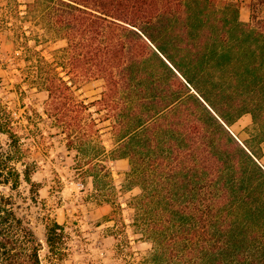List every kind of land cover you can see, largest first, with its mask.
Returning a JSON list of instances; mask_svg holds the SVG:
<instances>
[{
	"label": "trees",
	"instance_id": "obj_1",
	"mask_svg": "<svg viewBox=\"0 0 264 264\" xmlns=\"http://www.w3.org/2000/svg\"><path fill=\"white\" fill-rule=\"evenodd\" d=\"M241 5L32 0L24 15L15 9L19 21L66 46L46 60L35 50L38 37L17 26L22 52L13 54L8 84L25 115L16 117L0 93V264H60L65 254L63 227L32 217L36 193H18L21 182L33 187L34 169L21 143L34 124L23 85L46 93L43 112L68 148L94 144L90 162L105 154L90 108L111 121L108 156L128 161L127 184L140 191L128 203L130 227L150 244L136 264H264V0H249L246 22ZM93 80L103 91L84 104L72 85ZM245 115L255 135L243 141L232 128ZM99 167L97 178H108ZM32 220L44 225V246Z\"/></svg>",
	"mask_w": 264,
	"mask_h": 264
},
{
	"label": "rangeland",
	"instance_id": "obj_2",
	"mask_svg": "<svg viewBox=\"0 0 264 264\" xmlns=\"http://www.w3.org/2000/svg\"><path fill=\"white\" fill-rule=\"evenodd\" d=\"M30 2L32 0H0V20L8 25L0 28V93L10 106L17 108L16 117L23 114L22 101L11 90L8 81H15L12 73L16 71L11 64L13 54L22 52L23 38L17 35L24 31L29 37H38L35 50L49 61L55 51L66 46L64 40L45 33L40 26L18 20L15 9L22 16ZM248 3L249 0H242V4ZM30 39L28 45L33 46V38ZM22 88L25 90L23 102L34 111L31 112L34 124L29 138L23 137L21 143L30 149L29 159L34 162V169L30 174L33 187L21 182L18 193L23 197L36 193L37 204L31 205L32 217L48 216L63 227L65 254L60 264H136L149 251L150 244L139 240L130 227L132 210L128 203L140 191L127 184L128 161L111 160L108 156L113 149L111 121L103 118L104 112L98 114L95 107L90 108L98 130L96 139L105 150L104 156L90 162L89 156L97 152L94 144L80 147L79 152L68 148L65 136L51 125L43 112L46 93L26 85ZM72 89L79 101L89 104L100 98L103 84L100 80L77 82ZM232 131L243 141L255 135L250 116H243ZM250 145L258 152L256 142ZM99 164L107 169L108 178H97ZM112 219L124 223V233L121 224ZM32 223L36 237L44 246V225L39 220H32ZM40 255L45 262V248Z\"/></svg>",
	"mask_w": 264,
	"mask_h": 264
},
{
	"label": "crops",
	"instance_id": "obj_3",
	"mask_svg": "<svg viewBox=\"0 0 264 264\" xmlns=\"http://www.w3.org/2000/svg\"><path fill=\"white\" fill-rule=\"evenodd\" d=\"M229 1H236V0H229ZM239 18L243 22L248 21L249 14H248V11H247V8H246L245 4H242L241 7H240ZM261 150H262V156H261V159H260V163H261V165H262V167L264 169V143L261 144Z\"/></svg>",
	"mask_w": 264,
	"mask_h": 264
}]
</instances>
